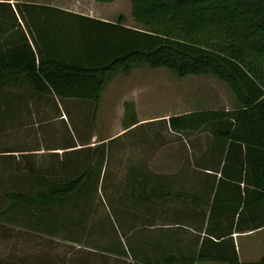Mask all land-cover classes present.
I'll use <instances>...</instances> for the list:
<instances>
[{
  "label": "rangeland",
  "instance_id": "374dc122",
  "mask_svg": "<svg viewBox=\"0 0 264 264\" xmlns=\"http://www.w3.org/2000/svg\"><path fill=\"white\" fill-rule=\"evenodd\" d=\"M110 8L114 20L122 15L125 24L141 27L132 18L130 0ZM113 78L97 104L61 97L67 113L61 112V121L46 118L36 125L12 117L7 126L0 119V210L9 203L6 191L33 194L92 166L86 184L63 203H23L0 213V264H169V254L193 255L211 240L227 244L232 237L210 231L216 225L207 203L153 194L162 189L210 199L204 170L196 165L207 158L204 145L205 151L217 148L218 138L210 131L219 126L172 130L166 117L233 108L237 99L231 88L214 74L178 76L164 66H137ZM29 96L33 94L27 84L0 89V97ZM125 100L134 102L141 120L116 137L122 125L117 108ZM185 164L189 175L182 180L178 172ZM254 238L250 259L258 260L264 237L256 233ZM237 258L241 263L249 259Z\"/></svg>",
  "mask_w": 264,
  "mask_h": 264
},
{
  "label": "trees",
  "instance_id": "16d2710c",
  "mask_svg": "<svg viewBox=\"0 0 264 264\" xmlns=\"http://www.w3.org/2000/svg\"><path fill=\"white\" fill-rule=\"evenodd\" d=\"M130 2L132 18L141 27L125 25L121 17L106 21L61 10L62 22L56 26L58 49L52 54L42 52L31 38L29 41L27 35L34 37L37 32L34 26L15 23L17 14L10 2L0 0V89L24 83L32 93L91 99L97 104L103 87L116 74H128L137 66H164L178 76L214 74L231 88L238 105L171 114L167 124L178 131L218 125L215 134L226 140L229 149L244 146L245 161L256 158L251 164L255 167L253 184L264 193V0ZM123 108L121 123L128 128L138 122L134 102L125 100ZM240 163L242 167L244 161ZM246 171L240 179L246 180ZM91 174L88 164L74 177L49 182L33 194L6 191L9 203L0 213L23 203L61 204ZM202 260L264 264V246L258 260L242 263L233 243L212 240L196 254L165 258L169 264Z\"/></svg>",
  "mask_w": 264,
  "mask_h": 264
},
{
  "label": "crops",
  "instance_id": "0c3cea01",
  "mask_svg": "<svg viewBox=\"0 0 264 264\" xmlns=\"http://www.w3.org/2000/svg\"><path fill=\"white\" fill-rule=\"evenodd\" d=\"M120 1L122 0H8L17 14V20H15V23L19 22L22 26H34L36 29L37 32L34 37H31V33L30 35H27L29 41L31 42L32 39L34 44L40 48L42 52H49L52 54L58 49L56 48V26L62 22L61 10L87 15L106 21H116L112 17L113 12L111 11L113 9L110 8V5H113L114 7ZM17 10H20V14L17 13ZM120 17L124 23V17L121 15L118 19ZM65 18H69V16H65ZM12 37H14V35H12ZM12 40L14 41V38ZM113 79L114 78L108 83L112 82ZM10 85L21 87L24 83H12ZM6 86H9V84ZM32 94L33 96L26 98L0 97V119H2L7 126L10 124L12 117L15 118V121L23 120V118L30 121L34 120L35 124L38 125L39 122L41 123V120L46 118L58 121L63 120L61 112L67 115L66 110L63 111L61 104L63 100L60 97L37 93ZM68 101H71V99H68ZM11 105L14 107H12V110L10 111L9 108H11ZM16 105L20 106L17 108L15 107ZM118 107L117 112L121 119V117H123L124 109L123 107ZM184 112L188 111H182L179 113ZM137 118L138 122L128 128H123L121 125L118 132L115 134L116 137L136 126L141 120L140 117ZM217 130V128H214L210 131L212 135L218 138L217 148L215 149L214 146V148L211 147L209 150L205 151L204 147L206 146L204 145L202 154L205 153L204 155L207 158L205 160L200 159L201 161L198 160V165H196L197 168L200 167L204 170L202 172V176H204L203 180L205 181L204 183L209 187V191L212 192L210 199L203 200L195 194L190 196L185 192L163 191L162 189L153 190V194L157 197H167L168 195H171L192 202L207 203L210 208V215L213 218L214 225H216L215 229H211L210 231L219 234H229L232 237L227 241L229 245L233 242L238 256L242 258L244 255L249 258L248 260H255L252 258L250 259L251 250L256 246L254 234L261 233L264 237V196H262L264 193L255 187L252 176V170L253 168L255 169V167L251 164L255 162L256 158L252 157L247 163L245 161L246 148L244 146H241V148L233 146L229 149L226 140L215 134ZM72 146L73 145H69V147ZM47 148L49 150H55L54 147ZM76 148L78 147H74L73 149ZM242 161H244V163L241 167L240 162ZM244 169H247L246 180L240 179V175L244 176ZM240 170H242L241 173ZM205 171L207 172L206 174ZM179 173L182 180H186V177L189 175L187 164H185L181 172H178V175ZM199 183H201V180ZM243 200H247L249 203L245 204ZM239 235L244 236L240 237ZM263 246L264 241L261 248ZM261 252L260 255L262 254Z\"/></svg>",
  "mask_w": 264,
  "mask_h": 264
}]
</instances>
